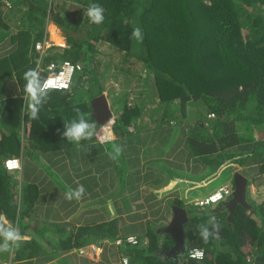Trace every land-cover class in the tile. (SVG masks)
<instances>
[{
	"label": "trees",
	"instance_id": "1",
	"mask_svg": "<svg viewBox=\"0 0 264 264\" xmlns=\"http://www.w3.org/2000/svg\"><path fill=\"white\" fill-rule=\"evenodd\" d=\"M6 2L12 3L13 8L10 9L14 14L15 9L21 10L22 5L27 7L22 9V26L17 32L9 25L11 17L10 12L7 13ZM93 3L104 8V21L101 24L92 23L85 14L87 7ZM49 23L63 33L67 47L62 49L52 45L42 52L37 51L36 43L48 38L46 30ZM135 27L142 29V41L130 39ZM58 29L54 27L50 33L51 40L64 42ZM5 41L11 44L12 50L0 58V215L17 226L21 235L27 233V219L30 214L35 216L37 204L49 200L47 197L53 196L48 194L49 188H52V184L56 188L57 184L51 178L53 169L45 163L43 171L47 172L49 182L46 179L38 184L22 182L19 189L12 173L5 167L7 159L22 157L23 172L26 157L33 161V157L37 156L36 163H44L43 158L48 154L66 152L62 156H65L67 163L62 165L61 173L69 176L72 173L70 169L86 159L87 153L83 152L87 151L84 149L88 148L89 142L96 139L82 141L83 152H76L77 146L62 136L63 121L74 118V109L79 108L90 123L100 128L91 117V102L105 93L108 98L117 100L116 104L120 103L118 99H122L123 103L121 109L124 112L113 125L116 138L133 141L138 137L136 132L148 126H137L134 132L129 131L128 126L135 124V118L142 116L144 101L128 106L129 94L118 98L106 90L104 75L108 66L101 61L104 54L101 46L123 54L125 59L134 58L144 67L145 93L155 89L153 95H156L158 105L154 114L156 111L161 114L157 131L168 128L172 122L177 125L182 120L184 124L192 109L204 113V116L197 117L198 121L193 125H182L179 129L182 134L178 133L180 137L175 141L166 142L167 145L162 143L169 156H178L176 162L169 160L176 169L179 167L182 170L183 158L188 156L192 160L196 157L198 161L201 156L204 161L213 157L216 162H222V166L212 171L217 172L230 159L238 161L233 152L241 143L244 142L242 145L249 152H253L257 144L256 149L264 148L261 140H255L249 134L260 128L264 130V0H0V43ZM39 60H42L40 64L44 69L51 63L62 64L64 61L81 64L82 69L76 71L69 90L49 91L48 101L40 108L37 118L33 119L23 100V76L27 70L38 68ZM40 75L44 78L46 74L41 72ZM17 86L19 94L13 95ZM212 114L216 116L215 120L208 119ZM245 133L249 134L246 138L243 136ZM126 141L124 145H127ZM182 144V149L178 150ZM120 146L125 152L124 147ZM230 147H233L232 153L226 150ZM162 160H157L152 166L146 165L144 169L140 161L134 162L138 173L128 176V182L124 184L127 186L126 197L128 185L138 194L142 190L139 185L143 186L145 197L155 189L159 197L171 191L172 187L168 190L159 188V183H166V188L169 181L173 183V179H177L170 175L164 164L159 163ZM122 163L123 169L119 173L128 174L129 165L125 160ZM260 169L264 171V163ZM192 172L191 168L187 169V173L179 178L178 186L182 182L194 185L188 178ZM56 175L55 179L58 178L65 185V178ZM164 180L167 182H160ZM155 181H158V185ZM83 186L86 190L82 198L85 200L83 208L73 200H63L59 195L55 209L57 213L67 212L64 213L67 216H70L69 212H76L78 217L87 215L84 220L72 217V222L75 223L73 228L77 227L74 234L81 244L92 243L103 250L102 262L93 264H114L115 261L123 264L125 259L128 264H177L156 254L160 248L173 245L169 236L160 237L155 233L163 226L144 225V218L161 212L156 204L140 201L133 209L131 206L135 205L126 204L125 197L121 208L130 210L136 221H143L135 226H125L120 220L107 219L106 214L103 215V212L112 213L113 209L100 207L95 198V183L86 180ZM43 193H47L46 196ZM183 202L176 200L174 205L188 213V249L202 250L205 256L202 260L186 256L178 264H264V207L256 213L261 221L242 206L228 221L229 212L226 210L217 212V207L187 206ZM45 207L48 212L54 211L50 206ZM116 207L118 204L114 205ZM211 215H215L221 226L220 238L211 239L205 244L199 238L196 226L207 223ZM134 227L139 229L135 232L139 235L135 236L147 238L148 248L107 243L124 234L134 233L130 230ZM125 229L128 232H123ZM38 236L40 231L33 233L29 252L23 247V241L14 251L7 252L12 255L11 262L33 264L34 257L45 250L38 244ZM3 253L0 252V258L5 257ZM45 258L48 260L49 257Z\"/></svg>",
	"mask_w": 264,
	"mask_h": 264
},
{
	"label": "crops",
	"instance_id": "2",
	"mask_svg": "<svg viewBox=\"0 0 264 264\" xmlns=\"http://www.w3.org/2000/svg\"><path fill=\"white\" fill-rule=\"evenodd\" d=\"M49 26L50 27L54 26L55 29L56 28L58 29L57 26L49 23L47 25V33H48ZM55 43L58 44L62 42H55ZM19 91H20L19 87L17 86L13 90L12 94L18 95ZM110 105H111V102H110ZM140 117L141 116H138L137 118H135L136 120L135 124H131L134 126L135 130L137 126L144 127L147 124L145 123L143 125H140L139 123ZM158 124L159 123L156 122L153 124L154 126L148 125L144 127L145 129L139 132H136L138 137H135L133 141H131L130 139L126 141V140H123L122 138L117 139L115 141V138H116L115 135H114V140L113 138L111 139L112 145L119 144V145H122V147H124L125 149V152H122L123 154L121 155V158H122V162L123 160H125L126 164L129 165L128 174L121 175L119 173V169H118V172L113 171L111 173L107 172L106 174H104V170H103L104 164L106 162H108L109 164V156L107 154L108 151L106 149L108 142L100 143L97 140H92L91 142H89L87 151L83 152L82 150H75L76 152L87 153L85 156L86 159L85 160L82 159V161H79L78 165L71 168L70 170L72 171V173L69 176L67 173H61L62 165L64 163H67V161L65 160V156H62L66 152L48 154L47 157L43 158L44 164L46 163L48 166H50L53 169L52 170L53 175L52 177L50 176L52 179L53 178L55 179V177L57 176L56 173L61 175L62 178H65L64 189L65 188L75 189L78 185H83L86 180L89 183H95L96 185L95 191L97 192L95 198L96 200L98 199V201H100V204H101L100 207H106V208L109 207L113 209L112 213L103 212V215L106 214L105 217H107V219L120 220L122 224L125 226H135V224H140L141 222L143 223V221L145 222L144 225L146 226L147 225L148 226H163V227L168 226L173 218L172 208L173 206H177V205H174V202L176 200H183L184 201L183 203L185 205L187 206L191 205L196 201H199L205 197H208L209 195L216 192L218 189H220L221 187L225 185H233L235 175L237 173H240L241 175H243L244 177L248 179L246 200H247V203L250 209H247V210L250 211L252 213V216L257 218L258 221H261V218L256 216V213L260 211L261 209H263L264 207V172L259 173L258 167H261L264 161L258 162L257 159H254L255 163H253V165H255V168L252 173L251 172L248 173L247 164L238 165L236 162L232 161L233 159H230L221 168V170L217 172H212L211 170L208 171L205 168H201V165L199 164L197 168L195 169V171H193L191 175L188 176L190 182L192 181L194 185H187L186 183L188 182H185V183L182 182L180 186L178 185L175 186L174 182L171 184V182L169 181V185L165 188L166 183L164 185H161V183H159L160 189L168 190L172 187L170 189L171 191L169 190L166 191V194L164 195V197L157 196L155 193L156 189L154 191H150V193L148 192L149 193L148 196L145 197L144 194L146 193H143V188H144L143 186L139 185L140 187H142V190L140 188L141 192L138 194L137 192H135V190H131L130 186L128 185V189H127L128 195L126 197L127 198L126 204L135 205V206H131L133 209H135L137 203H139L140 201L141 202L144 201V203L148 202V204H156V208L158 210L161 209V212L157 213L156 216H152V217L149 216L147 218H144L143 221L141 220L136 221L133 218L132 216L133 213H131L130 210H126V207L121 208L120 204L122 201L120 199L115 200L114 194L116 192L114 193H111V192L118 185L116 182V179L118 177L122 176L121 177L122 179L124 177H128V176L130 177L131 174L135 176L138 173L137 167H135L136 164L134 162L137 163L140 161L141 167L142 169H144L146 165L152 166L154 163H157L156 158L163 159L166 157L169 160H173L174 162H176L178 159V156L176 154L169 156L167 151L164 154H160L157 152V149H155L157 152L156 155H154L153 152L151 151L153 147L156 146V144L154 143L156 141L153 139V136L159 134V131L155 132L157 131V127H159ZM174 124L175 123L172 122L170 125L175 126L176 124L175 125ZM131 125L128 126V129L131 128ZM149 129H151V131H149ZM259 133L260 134L262 133L263 137H261V139H264V130L262 129L261 132ZM181 134L182 133H180V135ZM180 135L179 134L177 135L175 130H169L165 136L168 137L167 142L172 143L173 141L176 140L177 137H180ZM147 138H149L150 140H147ZM183 140H185V138ZM124 141L127 142V145L123 144ZM243 143L240 144L241 146H237V149H236L237 151L233 152V149H232L229 152L230 153L233 152L236 155H240L241 157L244 156L243 159H248V156L252 151L249 152L247 147L245 145H242ZM136 145L139 148L135 151ZM181 146H183V144L180 145L178 150L182 149ZM256 146L254 148V152L257 150L260 151L261 153L264 152V148L260 149L258 147V149H256ZM245 156L247 157L245 158ZM146 157H149V158H146ZM21 159L23 162L24 159L22 157ZM30 161L33 162L32 159H30ZM116 164L117 165L119 164L118 161ZM43 166L44 165L40 166L39 163H37V165H35L34 163V165L32 166L33 171L29 174L26 180H28L29 183L35 182L37 184L41 183L42 180H44L45 182V179L49 182L47 172L43 171L44 170ZM66 167H68V164ZM76 172H78L77 173L78 175L75 174ZM226 174H227V180H226L227 183H224V184L219 183L222 176ZM157 175H159V171H157ZM165 181L166 180L160 181V182H165ZM22 182L23 181L20 178L16 179L17 187L19 189L22 186ZM155 182H157V185H158V181H155ZM55 184H57V181H55ZM51 187L52 188H49L50 193L48 194L53 195V196H48L47 198H49V200L45 202H39L37 204L38 211L37 213H34L35 214L34 217H32V214H30V216L28 217L27 222H28L29 228L26 230L27 233L23 235V236H27V239L23 240V247H25V250L29 252L30 248L28 247L33 241V238H32L33 233L37 234L40 231V236H38L36 239L38 240V244H40L45 250L41 252L37 257H34L35 262L33 264H88V261H90L89 264H93V263L102 262L101 261L102 254L99 255L97 258H95L92 254L88 252L90 251L89 246H95V245H92V243L90 244L88 243L85 245L81 244L82 242L77 240V237L74 234V230L77 227L73 228V225L75 226V223L72 222L73 221L72 217H75L76 220H80V219L84 220L87 218V215L85 214V215H82V217H78L76 216L77 214H75L76 212L75 213L69 212L68 214L70 216L64 215V213H67V212H63V211L57 213L56 211L57 209H55V206H56L55 202H57V199L55 196L61 195V191L53 187V184ZM65 192L66 191L64 190L63 192L64 198H65V195H64ZM46 194L47 193H45L44 195L46 196ZM88 194H91V193H87V195ZM105 197H107L108 200H105ZM82 198L80 200L73 199V201L77 202L79 206L83 208V204H84L83 202L85 200ZM109 200L112 201L110 205L111 207L104 206V204H106L107 201ZM50 204L53 206H51ZM115 204H118V207L114 208ZM45 206H50L55 212L54 211L48 212L46 209L47 207ZM99 213L101 214L100 217H102L103 216L102 212L100 211ZM126 235H139V234L131 233V234H126ZM78 242L80 244H78ZM78 245H81V246H78ZM82 249H85L87 251L86 254L83 255L80 253ZM100 251L103 253L102 249H100ZM3 254L5 255V252ZM46 256L49 257L48 260L47 258H45ZM11 257L12 255H9L8 259H6V256L1 257L0 263L1 264H17V263L11 262L12 261ZM3 258L5 259L3 260ZM113 263L117 264L116 261Z\"/></svg>",
	"mask_w": 264,
	"mask_h": 264
},
{
	"label": "rangeland",
	"instance_id": "3",
	"mask_svg": "<svg viewBox=\"0 0 264 264\" xmlns=\"http://www.w3.org/2000/svg\"><path fill=\"white\" fill-rule=\"evenodd\" d=\"M13 8V7H12ZM11 8V9H12ZM10 8H7V13L10 12V27L13 29L14 32H17L21 26H22V21H21V13H22V9H27V7L25 5L21 6V10L15 9V14L14 12L11 10ZM13 12V13H12ZM28 28V27H26ZM54 30V26H49L48 27V34H49V43L53 45H55V47L57 48H65L66 47V39L63 36V33L59 30V35L63 38L64 43H55L54 41L51 40V34ZM47 31V30H46ZM51 41V42H50ZM101 50L104 52V54L101 56V61L103 63V65H107L108 69L105 68L106 72L104 75V79H105V87L106 90L110 93V91L116 95L119 96L118 98H123V95L125 93L129 94V101L130 103H134L136 102L137 105L138 103H142L144 101V109L142 111V116L140 117L139 123L140 125H143L145 123H147L146 125H153L154 123H158V121L161 122L159 113L156 111L154 114V110L157 108L158 105V100L155 98L156 95H153V91L155 89L152 90V92H146V88L143 85V77H145V69L142 66V64L140 62H136V60L133 58L125 59L123 54L117 53L109 48H107L106 46H101L100 47ZM12 50V46L9 42L5 41V42H1L0 43V58L7 55L10 51ZM104 70V66L102 67V71ZM125 71H129L130 73H126ZM151 85H153V81L151 79ZM120 101V103L122 102V99H118ZM153 100V102H152ZM109 101L111 102V106L113 108V110L116 112V115H118L120 113V109L123 103H117V100H114L113 98H109ZM195 115V116H194ZM198 116H204V113L201 110L198 109H192L188 112V116L187 119L184 120V124H182V120L178 121V124L176 126H170L168 125V128H165L162 131H159V134L153 136V139L156 141L154 142L156 144V146L153 147V149L151 150L153 152L154 155L158 153L160 154H164L166 152L165 148L162 146V143L167 145V137L165 136L169 130H175L176 134L178 135V133H181V130L179 132V129L181 128L182 125L189 127V125H193L194 123H196V121H198L197 117ZM210 120H215L216 116L214 118H208ZM154 126V125H153ZM262 128L256 130L254 133H249L253 138L256 140L261 139L262 133L260 134L259 132H261ZM254 131V130H253ZM158 132V131H155ZM247 133H245L243 136L244 138L248 137V135H246ZM251 139V138H250ZM147 140H150L149 138H147ZM249 143H253V142H249ZM260 143H264V139H261ZM222 145L219 146V148ZM230 146V145H229ZM228 146V147H229ZM136 148H139L137 145L135 146ZM112 148V141L108 142V145L106 146L107 151H110ZM224 148V146H223ZM157 149V152L156 150ZM233 147H230V149H226V150H232ZM136 151V149H135ZM228 151V152H229ZM71 155V154H70ZM37 157V156H36ZM36 157H33V162H31L27 157L25 159L26 161V166H24L23 172H14L12 173V178L14 179V181H16V179H21L23 181V183H27L28 180L27 177L29 176V174L33 171L32 166L37 165L36 160H38ZM134 157V156H133ZM247 156H245L246 158ZM149 158V157H146ZM166 158V157H165ZM163 158V159H165ZM225 158V157H224ZM243 157H241L240 155H237L235 157V160L238 165L241 164H247V169H248V173L249 172H253L255 165H253V163H255L254 159H257L258 162L260 161H264V152H260V151H256V152H251L248 156V159H243ZM157 160H162V158H156ZM198 161L196 160V157L194 159H190L188 156L183 160L182 163V170L179 169V167L176 169L174 166H172V164L169 162V159L166 158L165 160L160 161L159 163L164 164V168L167 169L168 171H170V175H174L175 177H177V179H173V182L175 184V186H177L179 184V178L183 175L187 173V169L189 170L190 168L195 171V169L197 168V166L200 164L201 168H205L208 171H213V169L218 168L219 166H222V162H216V158L214 159L213 157L211 158H207L205 161L203 160V158L201 156L198 157ZM227 160V158L225 159ZM243 160V162H242ZM253 160V161H252ZM118 161V165L116 164ZM94 162V161H93ZM122 158L121 156H119L118 160H112L109 158V164L108 162H106L104 164L103 170H104V174H106L107 172H120V169H123L122 167ZM39 165L42 166L44 165L43 161H39ZM119 167V168H118ZM222 168V167H221ZM221 168H219V170H221ZM218 170V171H219ZM176 171V173H175ZM264 172L260 169L259 167V173ZM129 173V172H127ZM122 177V176H121ZM121 177H118L116 179L117 182V187H115L111 193L116 192V196H114V199H120L123 204L125 203L124 198L126 197V188L127 186L124 185L126 182H128V177H124L121 179ZM132 177V176H131ZM58 181V178L54 179L55 181ZM75 180V179H74ZM132 180V178H131ZM227 174L223 175L220 182L219 183H227ZM172 184V182H171ZM64 182H57L56 185V189L61 191V195L60 197L63 198V200H65L64 196H63V192H64ZM67 191V190H66ZM57 199V202L59 200V195L55 196ZM127 199V198H126ZM105 200H108L107 197H105ZM100 203V201H99ZM108 203H112L111 200L107 201L106 204H104L105 206H110ZM214 207V206H212ZM191 215H193V212H191ZM228 218V217H227ZM162 229V227H160L159 229L155 230V233H158L160 237L162 236H166L167 238L168 235L166 234H162L161 232H159V230ZM131 231H133L134 233L136 231H138V228H131ZM126 229L125 232L126 233ZM128 232V231H127ZM123 235V234H122ZM126 234H124L123 236H125ZM141 241L143 243H145L146 238L142 237ZM107 243H109L110 245H114V240L111 239L110 241H107ZM144 246V244H143ZM117 248V247H116ZM115 250V249H114ZM115 251H119V250H115ZM101 251L99 250L98 253H100ZM158 254V250L156 251ZM5 256L6 259H8L9 257V253L7 254V252H5ZM97 258V256H96ZM165 262H167L165 260Z\"/></svg>",
	"mask_w": 264,
	"mask_h": 264
},
{
	"label": "clouds",
	"instance_id": "4",
	"mask_svg": "<svg viewBox=\"0 0 264 264\" xmlns=\"http://www.w3.org/2000/svg\"><path fill=\"white\" fill-rule=\"evenodd\" d=\"M5 4L7 5L8 9L12 7L11 2H6ZM85 14L89 18V20L94 24H101L104 21V8L102 6H100L99 4H95V3L90 4L87 7ZM46 33H47V31H46ZM130 39L136 40V41H142L143 40L142 29L140 27L133 28V30L130 34ZM44 41L47 42V48L46 49L50 48L53 45L51 41H50L51 44L48 42L49 41V34H48V38H45L43 41H40V42H44ZM36 45H37V43H36ZM36 45H35V49H36ZM66 47H67V44H66ZM48 67H49V65H48ZM47 68L44 69V68H42L41 64H38V68H33V69L27 70L23 76V79L25 81L23 100L25 102L26 110L30 112L31 117L33 119L37 118L38 113L40 111V108L43 106V104H45L48 101L49 91H67L71 88V85H72V82H71V85L68 89L51 88L53 83H54V78H53V76H48L49 72L47 71ZM81 69H82V67H81ZM79 71H81V70H79ZM41 72L42 73L44 72L46 74L44 78L41 77V75H40ZM61 75H62V73H61ZM74 75H73V77H74ZM73 77H72V81H73ZM103 95H106V98L109 102V108L112 112V116L109 118V120L105 121L104 124L100 125L99 129L97 128V126L95 124L89 122L87 115L85 113H83L79 108L74 109V111L76 113V116L74 118H72L71 120L63 121L64 131L62 132V136L67 140V142L74 143L77 146V150H81V148H82L81 142L82 141L92 140L93 138H95L100 143L111 142L112 138L114 140L113 125L115 124L116 119H118V117L122 116L124 110L120 109V113L118 115H116V112L111 108L109 98L107 97L108 94L105 93ZM100 96H98V97H100ZM98 97H96V98H98ZM117 97H119V96H117ZM130 105H133V103L131 104L129 101L128 106H130ZM210 116H209V118L215 117V116L214 117H210ZM96 123H97V121H96ZM97 125H99V124L97 123ZM101 129H104V130L101 131ZM134 130H135L134 126L131 125V128H129V131L134 132ZM117 139L118 138H115V141ZM84 150H87V149L85 148ZM107 154H108L110 159L115 161L122 154V148L119 144H113L111 150L108 151ZM11 173H14V172H11ZM234 191H235V188H234ZM84 194H85L84 186L78 185L75 189L69 188L65 192L64 195H65V199H67L68 201H72L73 199L80 200L84 196ZM205 198H203V199H205ZM228 200L229 199H227V200H225V201H223L217 205H214L213 208L217 207V212H219L218 206L220 204H223L224 202H226ZM196 202H198V201H196ZM196 202H194L193 204H195ZM178 207H180V206H178ZM220 227L221 226L217 222L215 215H211V216H209L207 223H201V224L196 226V232L198 233V236L203 241V243L207 244L211 239H219L220 238ZM162 228H164V227H162ZM130 236H135V235L119 236L114 240V244L117 245L116 242H117L118 238H127ZM135 237H137V236H135ZM137 238L139 240V244L136 245V247L142 248V249L148 248L147 238H146L145 243H143L141 241L142 238H139V237H137ZM26 239H27V236L21 235L20 230L17 226L12 225L3 215H0V252L14 251L15 248L19 247L20 242L23 240H26ZM143 244H144V246H143ZM117 246H120V245H117ZM132 246H135V245H132ZM100 249H101L100 247L98 248L96 246H89L90 251H88V252L96 258V256L98 257L99 255L102 254V252L98 253V251ZM82 251L85 252L84 254H86V252H87L85 249H82ZM185 251H187V244L185 245ZM189 251H188V254L186 256H189ZM190 254H192L194 256H202L203 252H202V250H199V249H193ZM181 255H183V253H181ZM123 262H124V260H123Z\"/></svg>",
	"mask_w": 264,
	"mask_h": 264
},
{
	"label": "water",
	"instance_id": "5",
	"mask_svg": "<svg viewBox=\"0 0 264 264\" xmlns=\"http://www.w3.org/2000/svg\"><path fill=\"white\" fill-rule=\"evenodd\" d=\"M91 106V117H93L99 125L104 124V122L109 120V118L112 116L106 95H101L100 97L94 99L91 102ZM233 186L235 188L233 197L218 206L219 211L226 210L229 212L228 221L233 218L239 206H242L244 209H250L246 200L248 179L240 173H237L234 177ZM172 209L173 218L171 222L168 226L160 229L159 232L168 235L173 241L172 247L163 252V254H166L169 258L166 260H171L174 263H178L182 261L184 257H186L189 251L186 233V226L189 223V217L187 210L182 207L173 206ZM186 244L187 251H185ZM181 253H183V255H181ZM158 255L161 256V254Z\"/></svg>",
	"mask_w": 264,
	"mask_h": 264
},
{
	"label": "built area",
	"instance_id": "6",
	"mask_svg": "<svg viewBox=\"0 0 264 264\" xmlns=\"http://www.w3.org/2000/svg\"><path fill=\"white\" fill-rule=\"evenodd\" d=\"M11 7V6H10ZM49 46V45H48ZM47 48V42H39L36 45L37 51H44ZM39 60V64H40ZM80 64H73L70 61H64L62 64L51 63L47 68L48 76H53L54 83L51 88L55 89H68L72 82V77L76 71L81 70ZM62 73V75H61ZM215 115L212 114L210 117H214ZM1 140V136H0ZM5 167L9 172H19L22 170V162L20 158H9L5 161ZM234 195V187L232 185H225L218 189L216 192L212 193L205 199H202L195 203L198 207H211L217 205L227 199L232 198ZM117 245H138L139 240L135 236H130L127 238H118ZM192 250L189 251V257L191 259L202 260L205 256L204 252L202 256H194L190 254ZM84 251H81V254H84ZM123 264H128V260H124Z\"/></svg>",
	"mask_w": 264,
	"mask_h": 264
},
{
	"label": "flooded vegetation",
	"instance_id": "7",
	"mask_svg": "<svg viewBox=\"0 0 264 264\" xmlns=\"http://www.w3.org/2000/svg\"><path fill=\"white\" fill-rule=\"evenodd\" d=\"M161 234H163V233H161ZM172 247V246H171ZM171 247H163V248H160L159 250H158V254H161L162 256H164V258L165 259H169L168 257H167V255L166 254H163V252H165L166 250H168V249H170ZM176 261H178V260H176ZM179 263V262H178Z\"/></svg>",
	"mask_w": 264,
	"mask_h": 264
}]
</instances>
